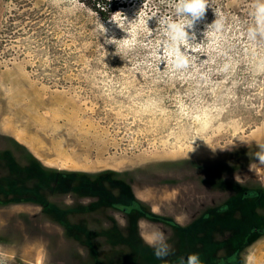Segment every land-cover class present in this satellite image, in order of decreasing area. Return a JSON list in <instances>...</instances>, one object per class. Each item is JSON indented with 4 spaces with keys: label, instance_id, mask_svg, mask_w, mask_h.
I'll return each instance as SVG.
<instances>
[{
    "label": "rangeland",
    "instance_id": "1",
    "mask_svg": "<svg viewBox=\"0 0 264 264\" xmlns=\"http://www.w3.org/2000/svg\"><path fill=\"white\" fill-rule=\"evenodd\" d=\"M170 3L103 21L77 0H0V264H264L254 0H205L179 41L158 28Z\"/></svg>",
    "mask_w": 264,
    "mask_h": 264
},
{
    "label": "clouds",
    "instance_id": "2",
    "mask_svg": "<svg viewBox=\"0 0 264 264\" xmlns=\"http://www.w3.org/2000/svg\"><path fill=\"white\" fill-rule=\"evenodd\" d=\"M171 16H159L158 28L167 35L170 41H179L189 37L188 29H192L198 20L205 13V0H171ZM252 15L254 17L255 26L249 29L251 36L255 37L259 30L264 28V0H254ZM219 26V21L210 26ZM192 37H195L193 34ZM258 151L254 154L258 158L261 165H264V144H259ZM249 170L254 171L257 175L261 168L257 163L252 162L249 165ZM244 179V178H243ZM236 175V181L240 183L243 180ZM114 218L120 226L126 225V220L121 217L118 212L113 213ZM187 218L186 214H181L175 219L177 222H182ZM138 235L140 238L153 249V254L157 259H163L172 254V246L168 243L166 235L157 226L150 225L144 219L137 221ZM254 257L251 253L242 256V264H253ZM176 264H203L199 253H191L185 257L177 258Z\"/></svg>",
    "mask_w": 264,
    "mask_h": 264
},
{
    "label": "trees",
    "instance_id": "3",
    "mask_svg": "<svg viewBox=\"0 0 264 264\" xmlns=\"http://www.w3.org/2000/svg\"><path fill=\"white\" fill-rule=\"evenodd\" d=\"M88 10L95 13L101 20L111 19L116 12L128 7L143 6L147 0H77ZM249 193H246V195ZM248 196V195H247ZM264 220V218H263ZM260 230V229H255ZM264 231V229L262 230ZM261 231V232H262Z\"/></svg>",
    "mask_w": 264,
    "mask_h": 264
},
{
    "label": "flooded vegetation",
    "instance_id": "4",
    "mask_svg": "<svg viewBox=\"0 0 264 264\" xmlns=\"http://www.w3.org/2000/svg\"><path fill=\"white\" fill-rule=\"evenodd\" d=\"M236 262H238V259L236 260Z\"/></svg>",
    "mask_w": 264,
    "mask_h": 264
}]
</instances>
